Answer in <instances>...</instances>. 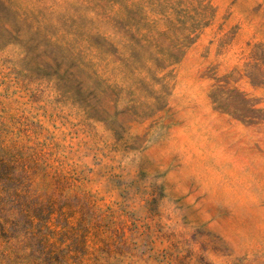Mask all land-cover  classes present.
<instances>
[{
	"label": "rangeland",
	"instance_id": "obj_1",
	"mask_svg": "<svg viewBox=\"0 0 264 264\" xmlns=\"http://www.w3.org/2000/svg\"><path fill=\"white\" fill-rule=\"evenodd\" d=\"M0 264H264V0H0Z\"/></svg>",
	"mask_w": 264,
	"mask_h": 264
}]
</instances>
